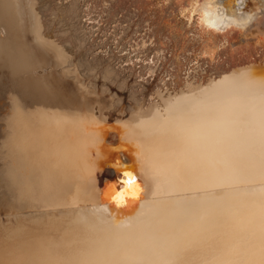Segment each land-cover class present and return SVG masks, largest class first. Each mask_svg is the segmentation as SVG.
<instances>
[{
    "label": "bare ground",
    "instance_id": "obj_1",
    "mask_svg": "<svg viewBox=\"0 0 264 264\" xmlns=\"http://www.w3.org/2000/svg\"><path fill=\"white\" fill-rule=\"evenodd\" d=\"M110 1L0 0V210L16 218L0 226V261L58 264L74 259L80 248L94 242L131 246L149 234L189 243L193 260L208 255L213 245L245 244L246 226L238 218L249 199L246 189L256 186L240 183L231 189L194 191L174 184L172 173L191 163L188 132L205 134L201 151L209 161L228 150L223 135L226 122L242 118L243 102L264 79V0H159L157 14L151 12L154 0L155 4L151 0L127 2L137 10L134 14L126 9L128 23V13L138 18L123 29L124 37L131 38L148 22L147 38L155 41L143 53L165 48L160 33H179L185 39L196 31L202 44L201 65H209V72H214L212 78L195 84L180 78L185 63L176 62L170 74L174 86L168 82L166 89L144 86L142 95L156 101L146 109H141L142 103L132 104L133 99L125 101L109 84L120 88L126 71L114 68L112 57L103 59L100 52L93 53L94 45L87 38L95 24L87 23L93 18L82 20L81 8L99 7L107 26H119L116 13L127 8L126 0H113L109 5ZM39 3L42 10L37 8L36 14L33 5ZM29 7L35 17L32 21L39 23L33 33L27 26ZM148 11L149 20L144 17ZM38 13L45 19V28L54 23L69 26L68 39L92 56L88 68H97L102 81L84 90L45 69L44 56L38 51L51 47L40 38ZM184 41L183 50L187 49ZM229 41L239 47L229 48ZM220 43L229 44L227 49L233 51H217ZM172 58L176 60L173 54ZM111 98L116 99L112 108ZM138 148L149 157L144 164L147 179L137 167ZM114 151L120 153L115 157ZM125 171L138 177L140 197L125 192L124 201L116 204L112 196ZM105 189L107 195H99ZM221 192L228 195L184 208L178 229L164 223L153 229L120 231L97 223L98 219L127 222L142 201Z\"/></svg>",
    "mask_w": 264,
    "mask_h": 264
},
{
    "label": "snow or ice",
    "instance_id": "obj_2",
    "mask_svg": "<svg viewBox=\"0 0 264 264\" xmlns=\"http://www.w3.org/2000/svg\"><path fill=\"white\" fill-rule=\"evenodd\" d=\"M244 112L241 119H229L223 129L228 150L217 159L207 160L201 151L205 134L199 131L188 132L191 144L189 152L191 163L182 171H173L174 184L190 190L234 188L240 183L254 185L246 189L249 197L243 206L242 219L246 226L245 244L231 247L213 245L208 255L200 254L193 260L189 253L192 246L186 242L169 241L151 234L147 239L133 242L131 246L119 243L94 242L80 248L75 258L58 264H264V79L243 102ZM137 167L141 176L147 179L144 164L149 160L142 149L136 152ZM155 171V170H154ZM138 177L125 171L119 180L120 187L115 190L112 200L121 204L125 192L133 198L141 193ZM99 195H107V189ZM227 193H213L205 197H189L170 201L152 199L142 201L136 214L127 222L109 223L98 219L97 223L107 229L129 230L135 228L153 229L166 223L169 229L182 226L186 207L195 206L203 201L217 200ZM168 205L174 207L169 208ZM243 239V238H242ZM0 264H17L13 261H0Z\"/></svg>",
    "mask_w": 264,
    "mask_h": 264
},
{
    "label": "rangeland",
    "instance_id": "obj_3",
    "mask_svg": "<svg viewBox=\"0 0 264 264\" xmlns=\"http://www.w3.org/2000/svg\"><path fill=\"white\" fill-rule=\"evenodd\" d=\"M114 1L113 0L110 1L109 5L113 4ZM129 1L132 2V0L124 1L126 2L125 7L127 8L125 9L121 8L122 10L116 13V18L120 20L119 22H117L119 23L118 24L119 26H115V24L107 26V24L103 22L105 19L99 13L100 10L99 7H97L96 9L95 8L92 9L90 4L88 3L89 4L88 9L86 7L81 8L82 10L81 17L83 21L87 20L88 18L94 19L87 21V23L91 22L95 24V25L92 24L93 28L90 32V36L87 37L90 38L89 42H92L94 45L95 50H93V53L100 52V54L103 55V59L112 57L111 60L112 66L114 68L122 67L123 70L126 71L125 75H123V77L121 78L122 84L120 88H118L117 85H115L116 83H109V81H106L107 84L109 83L113 88L115 87L114 90L116 89L119 91L120 94H123L120 97H125V101L133 99L134 101H131L132 104H138L137 106H140L142 103L141 109H146L147 106H150L152 104L151 102H156V101L155 100L149 101L150 99L149 96L144 97L142 95L144 86L146 84H152L155 90L160 88L166 89L167 86L164 87V83L166 82H168L171 86H174V83L172 82L174 80V77L172 76L171 78L170 74H172V69H173L172 66L177 65L176 62H179L181 64L185 63L183 65V71L180 74V78H182V80L183 79L190 80V82H193L195 84L196 83L201 84L205 80H208L209 77L212 78L214 76V72H209L208 70L209 65L207 64L201 65L202 54H200L199 50L202 44L197 34H195L196 31H191L190 32L191 34L188 33V36H186L185 39L184 38L182 39V37L177 36L179 33L177 34L175 33L176 37H174L175 35L174 36L172 35L173 33L170 35L169 33L163 32L165 35L167 34V36L160 33L159 36L163 35V38L161 37L162 38L161 41L163 42V47L165 46L166 49L164 48L156 51L153 50L152 53L150 54L143 53L147 48H153L155 44L153 38H149V39L147 38V35L149 34L148 22L143 23L139 31L130 36L131 38L124 37L125 33L123 32V29L126 26L132 25L131 23L133 21L136 22L138 18L135 17L136 15H134L137 14L136 13L137 10L135 11V8L133 7L130 8L129 6H127L130 3ZM151 1L153 2V0ZM158 1L159 0H154L156 5H154L153 8L151 7L152 8L151 12L153 11L156 14L160 9L159 5H161L158 3ZM38 5H40V3L37 5L36 4L33 5V11H36V14L38 11L37 8H39ZM126 9L131 11L133 10V12L135 11L133 16L131 13H128L130 15V20H131L130 23H128ZM41 10L42 8L40 7L39 11ZM131 11H127V12H131ZM27 14L30 15V21H31V22L27 21V26L29 27V32L33 33L35 27L38 29L39 23L35 22V20L32 21V17L33 19L35 17L34 14H32L31 12L30 7L27 10ZM148 14L149 11L144 17L148 18L149 20L150 18L148 17ZM38 16L40 18L39 22L40 24H42L40 38L41 40L45 39L46 44H48V46L50 45L51 47L50 49L46 48L43 51H38L39 55L44 56V60L46 63L45 69L47 70L52 69L53 72H50L51 75L57 72L63 76V80L66 79L69 81H73L74 83H77V85L83 88L84 90L90 89L89 84L91 85L94 82L102 81L98 71L96 70L97 68L95 67L93 69L88 68L91 65L90 60L92 56L86 51H84L85 50L84 47H80L77 43L73 42L71 38L68 39L69 33H71L68 31L69 26L64 23H54L52 24L51 27L48 26L45 28L44 17L41 16L39 13ZM36 23L38 24V26ZM133 28L136 29L137 27H133ZM168 36H171L172 39L171 37L169 39L166 38ZM123 38L125 42L123 41ZM41 40L38 41L44 44ZM184 40H186L187 42L186 43L187 49H185L187 51L182 49L185 47L183 45L184 44L183 42H185ZM175 43L177 46L175 45ZM227 43L229 44L231 43L230 47L228 46L229 44L225 43V45L224 44L221 45L222 43H220L219 44L220 46L218 47L220 49H218L217 51L225 50L228 47L231 48V45L234 50L236 49V47L237 48L239 47V44H236L235 41L233 42L229 41ZM97 46L99 48H97ZM221 46H224V48H222ZM174 49L175 51L177 50L176 52L178 54L175 53ZM180 49L183 50V52H181ZM228 49L227 51H229V53L233 51L231 49L230 50ZM172 54L173 56L175 55L176 60L172 58ZM179 55L181 56L176 57ZM170 59L172 61L171 62L172 65L169 61ZM174 63L176 64L174 65ZM120 76H122V73L120 74ZM118 91L116 92L118 93ZM109 96L112 97L111 95ZM115 101L116 99L113 98L111 101V108L114 106Z\"/></svg>",
    "mask_w": 264,
    "mask_h": 264
},
{
    "label": "water",
    "instance_id": "obj_4",
    "mask_svg": "<svg viewBox=\"0 0 264 264\" xmlns=\"http://www.w3.org/2000/svg\"><path fill=\"white\" fill-rule=\"evenodd\" d=\"M120 152L119 151H114V156L116 157L117 154H119ZM123 155H125V153H122ZM110 169H114L113 167H111ZM1 184V182H0ZM1 192H2V187L0 185V195H1ZM10 214H7L5 210H0V226H3L5 223H11L12 221H14L15 219L10 216Z\"/></svg>",
    "mask_w": 264,
    "mask_h": 264
}]
</instances>
